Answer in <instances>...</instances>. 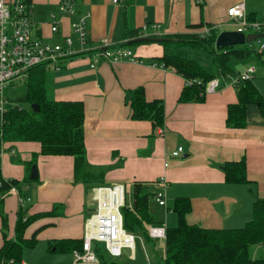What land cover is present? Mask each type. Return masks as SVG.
<instances>
[{
    "label": "crops",
    "instance_id": "0c3cea01",
    "mask_svg": "<svg viewBox=\"0 0 264 264\" xmlns=\"http://www.w3.org/2000/svg\"><path fill=\"white\" fill-rule=\"evenodd\" d=\"M62 1L31 0L34 5L33 36L50 45H63L66 38L71 37L74 48L84 54L63 62L59 70H48L47 97L54 101L84 104L87 160L92 170H102L104 186L124 184L133 189L136 183H143L155 193L164 190L166 207L160 206L155 198L149 205L156 225L177 226L178 218L172 207L176 198L188 197L192 203L188 223L204 228L244 227L252 219L257 197L264 198V116L260 109L254 104L248 105L245 128L226 126L228 107L238 102L236 88L230 81L234 76L230 75L220 80L214 93H206L204 102L180 103L186 80L174 70L150 62L163 56L162 45L159 42L134 44L133 41L146 36L191 33L190 25L201 22L211 23L220 33L236 31L237 28L222 29L230 23L227 11L236 3L244 2L247 14H257L247 9L248 0H76L78 16L91 15L84 46L80 45L72 30L75 18L58 17L59 31L52 32L54 15ZM134 31L139 34L128 36ZM104 39L112 47L133 50L140 61L101 59L98 66L92 68L90 56L102 47ZM252 50L257 54L264 52L258 47ZM140 87L144 88L148 101L164 102L166 120L163 128L155 129L151 121L132 119L127 100L132 95L129 93ZM181 145L185 152L180 157H172V151ZM1 149L3 177L20 183L10 189L4 200L9 236L14 237L20 208L27 215L51 212L26 232V237L30 238L37 228L44 226L37 235L35 247L26 249L32 252L40 249L42 259L28 261L24 258L28 252L25 251L22 262L81 264L75 263L73 253L71 261L57 260L59 255H53L55 252L49 249L50 242L83 239L86 220L93 212L90 196L93 201L92 191L98 184L87 186L75 181L74 158L71 156L39 155L34 164L39 178L33 181L30 175L34 165L30 167V163L33 155L40 153L41 145L38 142H6ZM243 158L246 159L250 183L227 184L223 165ZM161 179L165 180L166 187L160 183ZM21 198L25 199L22 206ZM138 241L142 243L147 264H164V240L151 239L148 242L143 238ZM2 245L0 218V248ZM44 252L55 258L44 259ZM250 252L253 258L264 257V244L252 246ZM137 254L136 246L135 259L125 254L115 261L133 264L138 259ZM104 259L107 264L114 261L106 253Z\"/></svg>",
    "mask_w": 264,
    "mask_h": 264
},
{
    "label": "trees",
    "instance_id": "16d2710c",
    "mask_svg": "<svg viewBox=\"0 0 264 264\" xmlns=\"http://www.w3.org/2000/svg\"><path fill=\"white\" fill-rule=\"evenodd\" d=\"M249 21L258 22L257 14H247ZM261 23V22H260ZM262 24V23H261ZM263 25V24H262ZM212 28L211 36L203 37L199 31ZM191 33L169 35L159 42L164 49L162 57L154 58L151 64L174 70L183 77L187 85L180 97V103H202L206 98V88L210 81L217 78L208 71L207 62L212 60L221 76H238L231 66V59H240L256 52L249 47L237 46L217 49L215 42L220 30L211 23L190 25ZM134 31L128 36H137ZM47 72L38 67L30 72L25 87L11 97L14 104L5 114L0 126V149L6 142H38L39 154H34L30 167L36 164L39 155L71 156L74 158V178L89 186L103 184L102 170H92L87 160L85 146V107L82 102L54 101L47 97ZM238 102L228 107L226 126L241 129L247 126V107L257 105L264 116V97L253 80L241 82L236 87ZM127 103L131 117L136 121H151L153 127L163 128L166 120L165 105L162 100L148 101L144 88L136 89ZM32 105H38L35 112ZM227 184H249L246 159L226 162L223 165ZM38 180V179H37ZM36 180V181H37ZM27 181L29 179L27 178ZM20 183L15 179H5L0 166V218L3 245L0 248V263L23 260L26 249L35 247L37 235L44 226L37 228L30 238L27 230L37 221L50 216L51 212L27 215L22 208L17 212L14 237L9 236V218L5 211L4 200L11 188ZM156 193L149 185L136 183L133 188V203L122 209L124 227L127 231L150 241L147 229L157 221L150 213V201ZM178 218L177 226L167 228L164 264H264V257L253 258L250 249L264 244V198L257 197L253 204L252 219L242 228L220 229L204 228L190 224L187 215L192 210L188 197L176 198L172 207ZM83 239H59L50 242L49 249L55 253H73L82 250ZM97 253L104 263V251L100 246ZM109 264H120L115 260Z\"/></svg>",
    "mask_w": 264,
    "mask_h": 264
},
{
    "label": "built area",
    "instance_id": "2783aa9c",
    "mask_svg": "<svg viewBox=\"0 0 264 264\" xmlns=\"http://www.w3.org/2000/svg\"><path fill=\"white\" fill-rule=\"evenodd\" d=\"M114 2H118V0H114ZM33 8L34 5L31 0H0V126L5 114L14 105L10 99L14 95L15 81L25 83L30 72L38 67H45L47 70H59L63 62L84 55L79 54L74 48L75 42L71 37H67L63 45L46 44L42 38L34 37ZM227 15L229 20L234 21V25L237 26L236 31L240 33H264V25L260 22L249 21L247 18L244 2H238L230 7ZM64 16L75 18L72 23V30L80 45L84 46L88 38L87 22L91 16L90 13L78 16L76 0H63L59 4L58 13L54 15L53 33L59 31L57 18ZM211 33L212 28L205 27L201 35L208 37L211 36ZM263 40L264 38H261L253 42H257L260 51H264ZM102 42V47L92 52L90 56L92 68H96L101 59L110 62L140 61V57L133 50L123 46L112 47L106 39ZM253 43L250 44V49H255ZM255 72L256 69L253 66L247 68L238 76L232 77V85L236 87L243 81L252 80ZM219 86L220 80L218 78L213 79L208 83L206 93H214ZM184 152L185 149L181 145L172 151L171 155L172 157H180ZM168 165L166 163V166ZM160 183L166 187L164 179H161ZM92 193L96 208L86 220L82 250L73 251L75 263L107 264L97 253V246H102L104 253L113 260L121 258L125 254H128L130 259H135L137 240L143 238L127 231L124 227L122 209L126 206V185H100L95 187ZM155 200L160 206L166 207L165 191H158ZM24 203L25 199L21 198L20 206ZM147 233L151 239L165 241L167 227L163 225L151 226L147 229ZM8 264L26 263L12 261Z\"/></svg>",
    "mask_w": 264,
    "mask_h": 264
},
{
    "label": "rangeland",
    "instance_id": "374dc122",
    "mask_svg": "<svg viewBox=\"0 0 264 264\" xmlns=\"http://www.w3.org/2000/svg\"><path fill=\"white\" fill-rule=\"evenodd\" d=\"M247 9L248 10L252 9L251 12H253V11L257 12L258 22H261L264 25V0H248ZM236 28H237V26L234 25V21H232V20H230L229 25H225L224 27H222V29H226V30H234ZM263 42H264V40H263ZM243 46H244V48L245 47L250 48V44H246ZM253 47H255V48L258 47L257 42L253 43ZM207 64H208L207 69L209 72H211L212 74H215L218 77V79L221 81H223L225 79V77H223L219 74L218 67L215 63H213L212 60H209L207 62ZM230 66L235 72H239V71H242L244 69H247L248 67L253 66L256 69L257 73H256V75H254L252 80L254 81L259 92L264 97V52H261L259 54H257L256 52H252L249 56L243 57L240 59L233 58V59H231ZM230 81H231V78H230ZM14 83H15V86H14L15 91L13 94H17L16 92H18V93L21 92L25 87V83H21L19 81H15ZM126 187H127L126 204L128 206H130L133 203V189L129 185H127ZM90 200H91V203L93 206V211H94L96 208V203L94 201H92V195L90 196ZM169 205L171 206V203ZM174 218L176 219V216H174ZM170 226H173L172 223H170ZM100 248H102V246H100ZM137 252H138V254H137L138 259L133 264H147V261L144 257V250L142 247V243L138 240H137ZM31 253H33V254H31ZM56 254L57 253H54L53 255H56ZM53 255H50V254L46 255L44 252L43 258L45 259V257H47V259H54L55 257H52ZM57 255H59V256H56V257H58V258H56L57 260H62L63 258H65V259H69L71 261L73 258L71 253H66V252L58 253ZM24 258L28 261L35 259V258H38L39 260H41L42 259L41 250L39 249L38 252H32V250H29L26 254V257H24ZM108 258L111 259L110 256H108Z\"/></svg>",
    "mask_w": 264,
    "mask_h": 264
},
{
    "label": "water",
    "instance_id": "95a60500",
    "mask_svg": "<svg viewBox=\"0 0 264 264\" xmlns=\"http://www.w3.org/2000/svg\"><path fill=\"white\" fill-rule=\"evenodd\" d=\"M264 38V34H245L240 33L238 31H223L219 33L216 39V48L217 49H228L231 47L243 46L246 44H251L254 41ZM166 40H170V38L166 37H154V36H146L141 37L133 41V43H141V42H163ZM32 109L35 112L39 111L38 105H32ZM39 178V172L36 165L32 167V172L30 175V179L35 181Z\"/></svg>",
    "mask_w": 264,
    "mask_h": 264
}]
</instances>
